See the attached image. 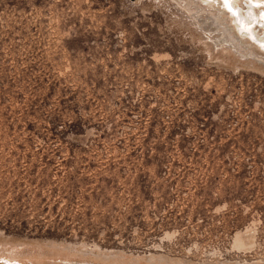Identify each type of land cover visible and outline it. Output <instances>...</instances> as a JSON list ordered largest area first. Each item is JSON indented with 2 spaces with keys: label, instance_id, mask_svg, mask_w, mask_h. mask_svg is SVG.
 <instances>
[{
  "label": "rangeland",
  "instance_id": "1",
  "mask_svg": "<svg viewBox=\"0 0 264 264\" xmlns=\"http://www.w3.org/2000/svg\"><path fill=\"white\" fill-rule=\"evenodd\" d=\"M263 0H0V264H264Z\"/></svg>",
  "mask_w": 264,
  "mask_h": 264
},
{
  "label": "bare ground",
  "instance_id": "2",
  "mask_svg": "<svg viewBox=\"0 0 264 264\" xmlns=\"http://www.w3.org/2000/svg\"><path fill=\"white\" fill-rule=\"evenodd\" d=\"M261 1V0H260ZM264 1V0H263ZM264 17V16H263Z\"/></svg>",
  "mask_w": 264,
  "mask_h": 264
},
{
  "label": "snow or ice",
  "instance_id": "3",
  "mask_svg": "<svg viewBox=\"0 0 264 264\" xmlns=\"http://www.w3.org/2000/svg\"><path fill=\"white\" fill-rule=\"evenodd\" d=\"M226 2H227V0H226Z\"/></svg>",
  "mask_w": 264,
  "mask_h": 264
}]
</instances>
